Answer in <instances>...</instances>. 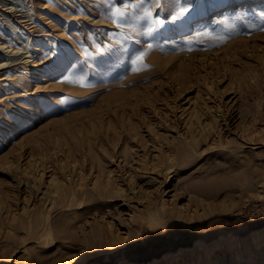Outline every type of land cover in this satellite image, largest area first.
Instances as JSON below:
<instances>
[{"label":"rangeland","instance_id":"rangeland-1","mask_svg":"<svg viewBox=\"0 0 264 264\" xmlns=\"http://www.w3.org/2000/svg\"><path fill=\"white\" fill-rule=\"evenodd\" d=\"M24 1L56 41L0 68V264H264V0Z\"/></svg>","mask_w":264,"mask_h":264},{"label":"bare ground","instance_id":"bare-ground-1","mask_svg":"<svg viewBox=\"0 0 264 264\" xmlns=\"http://www.w3.org/2000/svg\"><path fill=\"white\" fill-rule=\"evenodd\" d=\"M16 2H18L19 5H15L13 2L6 4L5 0H0V11H1L0 17H2L5 21V23L3 24V22H1V20H0V33L2 32L3 35H5L8 38V42H9V44H7L3 40L0 41V50L3 51L2 52L3 54L0 56V57H2L0 59V68L2 69L3 67H6L7 64H10L12 66H16V65L21 64L22 67L24 66L26 68L25 70L23 69V73L25 72L28 75V77H31V76L35 75V73L37 71L36 68L38 67V61H37L38 55L41 54L45 50L46 47H49L51 49L54 46L56 40L49 39V38H39V39H34V41H33L32 39H30L29 35H25L26 33L23 31V29H21V26L27 27L30 23H34L35 21L30 22V20H33L32 12L28 8V6H26V4L24 3L25 1L24 0H16ZM6 5H7V7H5ZM16 6L17 7L21 6L22 8L16 9ZM244 6L245 5L242 4V7H244ZM23 8H25V9H23ZM12 16L15 18V21L13 19H11ZM22 23H23V25H21ZM32 25H34V24H32ZM34 26H36V25H34ZM17 69H16V67L14 68L15 71ZM6 76H8V75H6ZM15 77H17V76L15 75ZM10 78H11V76H10ZM13 78H14V74H13ZM47 192L49 193V191H47ZM163 208H164V203H160V204H157L154 208L150 209V212L148 213V216L145 219L146 220L145 222L149 223L151 226L164 225L166 219H169L172 216L170 215V216H166V217L165 216L161 217L160 211L161 210L165 211V208L164 209ZM159 213H160V216L158 215ZM135 215H136V213L133 212V215L130 216L129 221L132 222L135 218ZM197 217H199V216H197ZM90 227H91L90 233L83 236L82 241L86 247L93 249V248H95L94 246L97 243V240L107 239V232L104 230L103 226L100 223H98L97 221H94V224H92ZM48 234L49 233H47V235ZM263 234H264V232L259 229V230H254L250 236L253 240L257 241L262 237ZM43 237H46V236H43ZM129 239H131L130 236L127 239V241ZM92 249H90L89 250L90 252H88V253H93L94 249L93 250ZM204 256H205L204 257L205 260L207 259L209 261V264H217V259H214V260L210 259L211 256H210L209 250L204 251ZM195 257H197V255ZM83 260H84L83 257H80V258L77 257V258H75L73 263L74 264H78V263L82 264ZM203 261H204V259H203ZM192 262H194V259L191 261V263ZM172 263L173 264H188L187 262H185L184 256L182 258L180 257L179 259L174 260V262H171V264Z\"/></svg>","mask_w":264,"mask_h":264},{"label":"snow or ice","instance_id":"snow-or-ice-1","mask_svg":"<svg viewBox=\"0 0 264 264\" xmlns=\"http://www.w3.org/2000/svg\"><path fill=\"white\" fill-rule=\"evenodd\" d=\"M118 3H122V0H117ZM183 5L179 11L176 13V18L178 20L179 17L184 16L186 17V14H189L191 9L187 6L190 2V0H182ZM149 9H144V15L147 16L149 14ZM112 17H115L116 20L113 22L116 23L117 21L123 20V15L120 13V10L118 8L113 9L112 11ZM111 18V17H110ZM61 83H64V81H60Z\"/></svg>","mask_w":264,"mask_h":264}]
</instances>
